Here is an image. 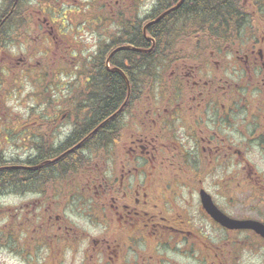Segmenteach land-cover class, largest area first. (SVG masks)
Wrapping results in <instances>:
<instances>
[{
    "label": "flooded vegetation",
    "instance_id": "1",
    "mask_svg": "<svg viewBox=\"0 0 264 264\" xmlns=\"http://www.w3.org/2000/svg\"><path fill=\"white\" fill-rule=\"evenodd\" d=\"M104 1L106 30L96 51L72 62L43 63L47 79L53 67L68 66L60 67L68 85L57 83L60 71L51 87L68 101L42 110L44 119L30 117V135L22 142L36 153L12 165L9 179L20 175L22 183L27 176L32 182L16 183L11 194L38 198L10 213V224L0 227V250L6 247L22 263L75 264L81 258L80 264H158L162 250L186 255L187 249L172 248L181 244L202 248L199 262L210 264L211 248L196 232L205 221L239 236L232 241L258 255L264 239L250 228L222 226L205 201L219 215L264 228V0H151L154 9L143 15L130 11L145 0ZM196 2L207 6L200 19L193 13ZM183 7L184 17L177 15ZM149 23L147 32L157 31L154 46L144 34ZM166 35L180 39L169 49L157 41ZM148 58L154 59L151 71ZM105 74L108 80L118 75L125 93L100 118ZM41 149L61 153L46 158ZM76 152L77 162L49 170ZM48 170L44 180L57 177L62 185L36 189L34 172ZM77 201L78 210L72 206ZM81 209L91 233L72 221ZM219 249L215 256L224 264L226 251Z\"/></svg>",
    "mask_w": 264,
    "mask_h": 264
},
{
    "label": "rangeland",
    "instance_id": "2",
    "mask_svg": "<svg viewBox=\"0 0 264 264\" xmlns=\"http://www.w3.org/2000/svg\"><path fill=\"white\" fill-rule=\"evenodd\" d=\"M90 2L91 0H0V10L8 11L11 6L21 4V10L26 8L24 13H31L30 21L17 20L16 22L19 21L21 24L18 27L17 25L12 26L6 37L0 39V49H3L0 51V83L1 80L7 81L6 87L0 86V154L11 166L18 161H27L36 153L25 142H22L24 139L26 141L30 133L26 136L21 135L26 133L22 128V123L26 119L30 122L31 110L41 113L43 109L53 110L58 107L56 105L58 99H52L53 102H49V107L43 103L39 95L38 73L36 72L41 71L44 74L43 63L45 62L53 63L56 59L59 60L57 63L63 60L72 62L75 61L73 57L77 58L80 55L89 57L88 53L96 51L99 46L100 34L106 30L107 5L104 0H99L93 6H88ZM153 9L151 0H145L143 4L136 7V14L143 15ZM97 18L100 21H97ZM54 51L57 53L56 56L52 55ZM50 53L51 56L47 57ZM57 66H65V70L68 68L67 65ZM64 69L59 74L54 70V76L57 74L59 76L57 78H62L57 83H62L63 88L68 85L66 83L68 79L61 75ZM57 93L61 92L50 90L47 92V97L50 98L53 94V98H58ZM11 185L12 183L6 188L8 191ZM60 185L62 183L57 182L53 188L58 189ZM36 198H38L36 194L11 195L10 192L1 197L0 209L3 213L0 216V227L3 228L6 224H10V213H13L16 208H25ZM72 206L78 210V201ZM82 211L83 209L79 210L72 221L78 227L91 233L94 227H89V221L82 216ZM192 211L195 216H198L195 202ZM203 227L202 230L196 229V232L202 234V238H205L209 244L208 247L211 248L210 264H219L220 258L215 256V254H220L219 247L226 251L225 260L221 258L224 264H244L246 262L247 264L250 262L264 264L263 247H258V255H255L251 248L237 243V239L232 241L239 236H229L209 226L205 221ZM4 238L3 244L7 248L12 246V243ZM172 248L177 251L187 249V254L175 255L174 250H162L158 264H202L199 262L202 248L195 246V249H190V245L181 244ZM41 262L39 260V262L22 263L21 260L8 253L6 247L0 250V264H43ZM80 263H82L81 258L75 261V264Z\"/></svg>",
    "mask_w": 264,
    "mask_h": 264
},
{
    "label": "trees",
    "instance_id": "3",
    "mask_svg": "<svg viewBox=\"0 0 264 264\" xmlns=\"http://www.w3.org/2000/svg\"><path fill=\"white\" fill-rule=\"evenodd\" d=\"M93 6V4L90 2L88 4V6ZM195 6V11L193 12L195 15L196 19H200L202 16L205 15L206 10H207V6L205 5V3H201V2H196L195 4H193ZM21 4H17V5H13L9 8V10H0V39H4V37H6L9 29H11L12 26L15 27V25H17V27L21 24L18 22H16L17 20H22V22L24 21H30L31 20V13H24V10H21L20 8ZM228 9V8H227ZM137 11H130V13L132 14H136ZM177 15H180L182 17H184L187 14V9L186 7H183L182 9H180ZM216 13L212 11L211 16L213 18V16H215ZM179 17L180 19L178 20V24H181L182 20L184 18ZM182 18V19H181ZM127 21H122L121 22V28L126 29L127 26ZM132 23V21H131ZM137 23V22H136ZM119 24L118 21H116V25ZM138 24V23H137ZM131 24H128V27ZM139 25V24H138ZM119 26V25H117ZM131 28V27H130ZM139 28V27H138ZM156 29V27H155ZM155 29H152L151 32L149 31V35L152 36L153 38L156 37L157 31ZM182 31H187V26L181 30ZM190 39H194L195 36L193 37V35H190ZM133 38L134 35L131 36V43L133 42ZM180 39V36H163V37H158L157 36V41L160 44H163L164 46L168 47L169 49L172 48L174 45H176L177 41ZM120 40L121 42L124 41V39H116V41ZM122 44V43H119ZM116 45H118V43H116ZM3 49H0V51H2ZM173 54V53H172ZM53 56H56L57 53L52 52ZM177 55V53H176ZM51 56V53H50ZM57 61H59L58 59H56L54 62L57 63ZM83 61H86V59H83ZM90 61V60H89ZM152 61H154V59H147L146 64H147V68L149 69V71H151V68L149 67V63H151ZM54 70L56 72H60L61 68L60 66H57L54 68ZM102 71L104 73L105 72V68L102 69ZM38 73L37 77H38V88L39 90V95H41L42 99H43V103H45V105H47L49 107V102H53L52 99H58L57 100V109L60 108L59 104L66 102V101H62V100H67L68 99H63L62 93H57L59 95L58 98H53V94H51L50 98L47 97V92H50V90H54L51 89L52 86L56 85V77L55 76H51V79H47L48 76L42 74L43 72L39 71L36 72ZM148 76H150V74L147 73ZM113 80H108L106 78V74L105 77L103 79H101V84H100V91L103 93L102 98H101V104L100 107H98L97 110V115L101 118L105 115V113L108 111V109L110 108V105H113V108L116 107V105H118L121 101H122V95L125 93V84L124 81L118 76L115 75L113 78ZM7 81L6 80H1L0 86L2 88L7 86ZM60 101V102H58ZM55 105V106H56ZM55 109V108H54ZM45 110V109H43ZM31 115L30 117H32V115L35 117V119H44V115L42 113H37L36 110H31ZM41 112V111H40ZM29 117V118H30ZM22 128H24V130L26 131V133L21 134L22 136H26L27 133L29 134V128H30V122L29 119H26V121H24L22 123ZM42 125L41 124H36L34 127V130L36 133H39L40 137H42V131H41ZM39 152H41L46 158H51V156L53 154H55L54 156H56L59 152L61 153L60 150L57 151H45L43 149H41ZM63 152V151H62ZM45 159V158H44ZM79 160V155L78 153H72L71 155H69L67 157V159H65L63 162L58 163V164H54L52 165L49 170H54L55 169H66L67 167H69L70 165H72L74 162H77ZM39 161H43V158L40 157ZM38 165V163H36ZM13 167L11 166V164H8V161L0 154V197L11 192V190H13L16 186V183H19V178H21L20 175H18L17 177H15V179L11 180L9 179L10 174H14V172L12 171ZM49 170L46 172H42V171H35L34 172V186L36 189H41V187L43 185H45V183L48 182H54L57 180V177H52L51 179L45 181L44 177H46V175H49ZM24 180L21 183L23 186H27L28 183H31L32 181H28L27 180V176L22 177ZM57 182V181H56ZM12 183V185L10 186V190L8 191L6 188L8 187V185H10Z\"/></svg>",
    "mask_w": 264,
    "mask_h": 264
},
{
    "label": "water",
    "instance_id": "4",
    "mask_svg": "<svg viewBox=\"0 0 264 264\" xmlns=\"http://www.w3.org/2000/svg\"><path fill=\"white\" fill-rule=\"evenodd\" d=\"M205 207L210 213L214 212L217 217V220L222 225L226 226L227 228L234 229V230L242 229V228L254 229L256 232L261 234V236L264 238V228L260 229L259 227H256L252 225L251 223L232 221L226 218L225 216H221V215L219 216L218 210L215 208V206L212 204L210 200L207 202L205 201Z\"/></svg>",
    "mask_w": 264,
    "mask_h": 264
}]
</instances>
